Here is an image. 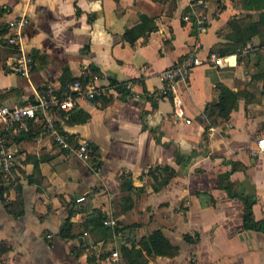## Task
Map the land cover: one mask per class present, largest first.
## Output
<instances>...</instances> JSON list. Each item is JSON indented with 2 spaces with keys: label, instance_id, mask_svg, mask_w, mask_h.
<instances>
[{
  "label": "crops",
  "instance_id": "0c3cea01",
  "mask_svg": "<svg viewBox=\"0 0 264 264\" xmlns=\"http://www.w3.org/2000/svg\"><path fill=\"white\" fill-rule=\"evenodd\" d=\"M202 12L208 21L200 31ZM22 13L30 18V77L10 68L16 53L3 43L7 20ZM259 13L242 0H0V105L34 101L47 84L66 93L73 82L63 87L65 69L69 78L107 89L55 111L71 141L93 143L89 160L60 147L43 117L7 131L16 173L25 172V211L14 216L0 198V241L11 247L0 264H128L113 251L140 246L159 228L179 252L149 255V264H264V153H254L264 135V48L223 68L211 61L194 67L188 84L177 87L185 116L175 114L173 94L160 92L159 78L190 53L206 58L228 44L231 19ZM127 29L139 33L134 43ZM112 80L131 85L121 91ZM220 84L242 94L229 118L207 129L204 111L219 100ZM12 188L9 200L18 197ZM246 196L261 227L244 226ZM100 214L111 234L90 223ZM68 218L76 236L63 239Z\"/></svg>",
  "mask_w": 264,
  "mask_h": 264
},
{
  "label": "built area",
  "instance_id": "2783aa9c",
  "mask_svg": "<svg viewBox=\"0 0 264 264\" xmlns=\"http://www.w3.org/2000/svg\"><path fill=\"white\" fill-rule=\"evenodd\" d=\"M202 0H200L201 2ZM189 14L186 15L188 19ZM208 21L207 13L197 15V26L200 31L205 30ZM30 23L27 13L16 15L7 20L9 31L7 36L3 38V43L13 49L16 53L13 60L9 62L10 68L25 76L30 77L34 63L33 55L25 48V27ZM257 47L253 41L240 47L236 53L238 56H246L253 52ZM211 61L219 67H226L230 63V55L222 56L215 51H210L206 58H202L196 53H190L184 58L176 61L168 68L161 71L159 78L161 80L160 92L162 94H173L175 101V114L177 116H185V110L180 105L177 97V87L180 82L188 84L190 71L204 63ZM130 83H126V88L130 87ZM107 93V89L102 86L92 85L86 86L80 79L68 85L66 93L59 94L53 84H47L42 89L36 91L34 101L20 104H1L0 105V161L3 180L5 184L13 181L12 168L15 163L16 154L10 147V141L7 131L10 129H22L29 125V121L38 117H43L44 131L53 135L55 142L64 150L77 155L81 159L89 160L94 153V145L88 139L75 143L61 131L57 124L55 111L71 110L76 106L77 95H82L88 99H94ZM191 120L187 118V122ZM255 154L264 153V135L257 139V147ZM85 196H81L78 200L82 201ZM106 224H110V220H105ZM114 259L120 257L119 252L113 251Z\"/></svg>",
  "mask_w": 264,
  "mask_h": 264
},
{
  "label": "trees",
  "instance_id": "16d2710c",
  "mask_svg": "<svg viewBox=\"0 0 264 264\" xmlns=\"http://www.w3.org/2000/svg\"><path fill=\"white\" fill-rule=\"evenodd\" d=\"M243 7L249 10H259V17L256 20L250 19V15L247 14L244 17L233 18L228 23L227 26L230 29V33L228 34L230 38V42L221 48H214L213 51L218 54L228 57L230 55V59H234L237 57L238 62H241L242 56L236 55L238 49L248 42L253 41L255 37L258 38V44H255L256 47L264 48V0H242ZM250 19V20H249ZM144 21H148V18L144 19ZM139 33L133 29H127L125 33V37L131 42L134 43L137 39ZM34 58V56H33ZM33 69V67H32ZM68 69H65V75L63 76V87L67 82H75L78 80L76 77L69 78ZM259 78L264 80V73L258 75ZM86 86H90V82L88 78L80 79ZM128 81H117L112 80L109 86L115 87L121 91L127 90L126 83ZM68 83V84H69ZM221 93L219 100L215 103L208 104L207 108L204 111V118L209 121V125L207 129L212 126L220 123L223 120H227L230 116L231 111L237 106L238 98L242 91H234L229 87L220 84L219 85ZM65 88L58 90L57 92L61 94ZM70 139L69 136H67ZM179 158H185L186 160L190 158L186 154L180 153ZM237 165V164H235ZM16 163L13 165V181L10 184H5L3 180V173L1 171L0 180L2 183V188L0 191V198L7 209V211L14 216L18 217L23 215L25 211L24 199L22 197L24 184L22 183L23 177H25V172L21 169V175L16 173ZM174 172L170 173L171 176ZM32 179H30L31 181ZM13 187V188H12ZM14 189L17 192L18 197L14 200H9L7 198L10 190ZM246 202L245 212L243 214L244 226L245 227H261V223L257 222L253 215L252 210V200H250L247 196L244 197ZM72 211V210H71ZM74 211V210H73ZM72 211V213H73ZM104 216L102 214L95 220H91L90 223H94L96 227L103 228L104 230H108L111 234V227L105 226L103 224ZM73 222L71 218H68L67 221L62 225L60 229V236L63 239L74 238L76 235L73 231ZM134 226V225H132ZM126 227L116 228L115 230L125 231ZM140 246L136 244L132 246L126 245V243L121 244L120 246V255L121 258L127 262L128 264H149V255H169L174 256L179 252V247L173 245L167 236L164 234L162 229H155L148 235H145L141 238ZM11 247L7 245L4 241H0V254H3L9 251ZM103 255H101V258ZM106 257V255H105Z\"/></svg>",
  "mask_w": 264,
  "mask_h": 264
},
{
  "label": "rangeland",
  "instance_id": "374dc122",
  "mask_svg": "<svg viewBox=\"0 0 264 264\" xmlns=\"http://www.w3.org/2000/svg\"><path fill=\"white\" fill-rule=\"evenodd\" d=\"M219 1H220V3H222L223 0H219ZM232 1L238 3V1H240V0H232ZM254 56H255L254 54L253 55H248L244 59L248 61V60H250L249 58H253L254 59L255 58Z\"/></svg>",
  "mask_w": 264,
  "mask_h": 264
}]
</instances>
